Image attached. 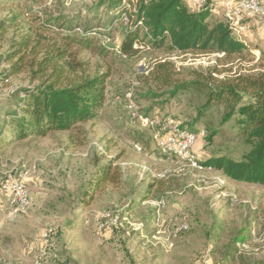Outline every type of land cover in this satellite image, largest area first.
<instances>
[{"label": "rangeland", "instance_id": "374dc122", "mask_svg": "<svg viewBox=\"0 0 264 264\" xmlns=\"http://www.w3.org/2000/svg\"><path fill=\"white\" fill-rule=\"evenodd\" d=\"M202 1L185 3L195 12ZM243 1L218 4L211 13V21L228 18L236 37L248 45L247 55L226 58L169 56L146 48L122 52L131 17L114 0H0V21L19 16V30L0 40V72L14 33L30 27L66 33L69 27L85 26L94 31L91 46L78 48L79 58L92 69L111 70L97 119L68 132L0 145V264H35L37 254L29 250L35 243L42 249L37 264H264V187L233 182L164 153L154 130L127 107L131 92L139 114L172 117L188 126L197 135L198 161L216 155L240 159L250 145L237 112L227 120L226 106L207 103L204 91L172 95L148 77L163 60L184 74L215 67L219 78L264 73V0H258L260 13L243 10ZM28 85L26 75L0 80V128L6 111L15 109L16 90ZM112 158L118 159L121 184L107 185L89 199L99 168ZM13 177L29 189L31 205L25 213H13L5 190ZM106 214L120 219L112 230L115 238L107 239L103 235L110 230L100 229ZM183 225L188 228L177 231Z\"/></svg>", "mask_w": 264, "mask_h": 264}, {"label": "trees", "instance_id": "16d2710c", "mask_svg": "<svg viewBox=\"0 0 264 264\" xmlns=\"http://www.w3.org/2000/svg\"><path fill=\"white\" fill-rule=\"evenodd\" d=\"M117 8L129 13L131 21L121 50L136 53L141 48L166 54H222L226 58L247 55L248 45L236 37V26L225 18L211 21L216 0H206L191 11L185 0H114ZM19 16L0 21V40L12 29L19 30ZM69 27L66 33L48 34L50 29L28 28L14 33L2 56L6 68L0 80L26 75L29 85L16 90L15 109L6 111L0 128V145L28 138H45L54 132H68L98 118L103 110L111 70L92 69L79 58V47H90L94 30ZM18 32V31H17ZM138 45L140 48H136ZM264 58V57H263ZM210 71L184 74L175 63L163 60L150 72L149 80L172 95L192 88L204 91L207 103L218 102L227 109L225 119L239 114L238 123L250 145L240 159L216 155L199 161L205 169L222 173L233 182L264 187V73L219 78ZM245 97L249 101L243 102ZM209 141L212 136L207 137ZM117 158L109 159L97 172L89 199L105 186H118L122 172ZM143 195L141 202L147 199Z\"/></svg>", "mask_w": 264, "mask_h": 264}, {"label": "built area", "instance_id": "2783aa9c", "mask_svg": "<svg viewBox=\"0 0 264 264\" xmlns=\"http://www.w3.org/2000/svg\"><path fill=\"white\" fill-rule=\"evenodd\" d=\"M205 2L206 0H203L201 6ZM229 3L230 0H216V5L220 4L225 6ZM241 8L252 13H260L262 11L258 0H244L241 3ZM78 30L82 31L80 28ZM135 47L138 48L139 46L136 45ZM127 107L134 116L154 130V140L161 151L176 159L189 162L200 169H205L200 166L194 151L197 135L188 126L183 125L179 120L172 117L160 118L139 114L131 92L127 93ZM135 146L141 149L138 144ZM5 190L8 193L14 214L25 213L29 209L31 205L29 189L21 178H11L5 186ZM119 225L120 219L118 216L106 214L102 217L100 229L113 230L114 228H118ZM187 228L186 225H183L177 231Z\"/></svg>", "mask_w": 264, "mask_h": 264}, {"label": "crops", "instance_id": "0c3cea01", "mask_svg": "<svg viewBox=\"0 0 264 264\" xmlns=\"http://www.w3.org/2000/svg\"><path fill=\"white\" fill-rule=\"evenodd\" d=\"M139 224H142V223H139ZM112 232H113L112 230L106 231L103 236L106 237L107 239H111L113 237V233ZM113 238H115V237H113ZM29 248H30L29 249L30 251H32V249H33V251L35 252V254H37L36 262H38V260L41 258L40 256H42L41 245L39 243L38 244L35 243V245H33V246L31 245ZM21 262H20V264H24L23 262L22 263ZM36 262H35V264H37Z\"/></svg>", "mask_w": 264, "mask_h": 264}]
</instances>
